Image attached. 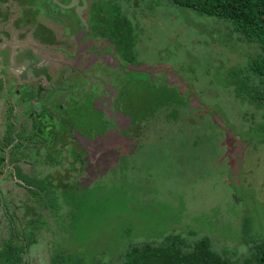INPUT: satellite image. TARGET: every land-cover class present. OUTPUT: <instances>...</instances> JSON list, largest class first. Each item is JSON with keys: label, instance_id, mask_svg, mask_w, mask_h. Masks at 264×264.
I'll return each instance as SVG.
<instances>
[{"label": "rangeland", "instance_id": "1", "mask_svg": "<svg viewBox=\"0 0 264 264\" xmlns=\"http://www.w3.org/2000/svg\"><path fill=\"white\" fill-rule=\"evenodd\" d=\"M111 5L137 33L134 61L118 57L108 40L85 35L74 13L67 12L69 24L57 15V24L47 22L67 32L40 56L54 76L47 86L66 81L69 94L91 93L108 130L93 140L72 136L86 151L81 161L67 146L57 167L36 158V172L61 173L68 205L59 199L56 210L35 207L45 220L35 231L31 263L50 264L63 252L70 264H118L130 246L159 243L172 233L188 245L208 236L218 251L242 260L264 242V108L237 95L229 72L247 66L258 45L228 21L168 0H97L96 7L104 15ZM127 80L172 86L183 103L163 108L135 133L115 102ZM59 95L48 103L69 107ZM9 180L1 184L7 198L27 195ZM10 211L20 229L22 212ZM5 216L0 207V242L9 235Z\"/></svg>", "mask_w": 264, "mask_h": 264}, {"label": "flooded vegetation", "instance_id": "2", "mask_svg": "<svg viewBox=\"0 0 264 264\" xmlns=\"http://www.w3.org/2000/svg\"><path fill=\"white\" fill-rule=\"evenodd\" d=\"M41 1L0 0V156H3L0 163V207L5 212L6 219L11 223L9 235L0 242V246L8 241L11 233L22 237L25 225L32 218L41 215V220L44 222L43 215L35 211L37 205H42L44 208L49 207L47 199L39 198L40 196L37 197L34 192L30 191L39 190L38 185L26 184L18 178L17 174L21 172L31 179L42 180L45 186L53 190L57 202L59 203V199H62L63 204H65L68 202L65 193V188L68 186L58 175L61 173L55 172V175L49 171L46 173L36 172L38 162L36 158L42 156L49 165L57 167L61 165L58 156L62 155L63 147L67 146V151L74 157L75 161H81V157L86 154V151L79 146L77 139H71L74 138L72 136L78 132L80 137L84 136L86 139L93 140L104 135L108 130V120L104 112L94 106L91 93L78 92L74 89L69 94L70 86L66 81L56 88L47 86V83L50 84L54 76L51 73L50 63L40 56L46 50L45 47L50 48L57 42L63 41L62 39L59 40L57 36L62 38L67 33L66 30L56 32L51 26H48L47 22H56L55 24H57L58 21H52L54 15H57L55 18L69 24L67 12L74 13L73 17H75L78 27L85 35L108 40L112 44L113 50L119 54L116 55L123 58L120 55L121 49L118 48L114 38H111L113 34L111 30L107 34L106 27L111 26L110 22L105 27L94 23L98 18L101 21L109 19L111 10H113L112 5L109 7L110 10L108 9L102 15L101 12L104 9L102 6L96 7L97 0H93V4L89 5H87V0ZM124 18L126 17L124 16ZM126 20L129 22L127 18ZM129 24L131 25L130 22ZM129 58L132 59L133 56L129 55ZM61 76L65 77L66 73H62ZM36 79H39L37 84ZM129 81L131 80L125 81L121 88ZM121 88L115 99L119 110L118 95ZM44 92L47 96L42 98ZM58 94L61 98H66L69 107H64L61 101L53 103L52 106L48 103L53 96ZM86 108L103 112L106 126V131L103 134L93 135L90 133L91 135H88L84 132L83 126L78 125L77 116L81 110ZM54 112L58 115H55ZM26 120L30 121L29 128H26ZM11 128V135L15 139L9 146H6L3 143L9 136L7 131ZM18 134L22 137H18ZM15 143L19 144V150L17 149L12 154L10 149ZM77 150H79V154H75ZM24 164L28 166L27 172L22 169ZM8 179L14 181L17 186L24 188L27 195L24 192L21 194L23 198L21 196L18 198L14 195L16 193L12 192L7 198L1 184L8 182ZM62 186L64 188L59 191ZM12 189L15 191V188ZM10 207L22 212L23 226L20 229L15 226L16 218L12 216ZM35 224L32 225L34 235L36 228L41 223ZM35 239L36 241L31 243L29 247H24L21 264H32L31 253L33 246L37 244L36 236Z\"/></svg>", "mask_w": 264, "mask_h": 264}, {"label": "trees", "instance_id": "3", "mask_svg": "<svg viewBox=\"0 0 264 264\" xmlns=\"http://www.w3.org/2000/svg\"><path fill=\"white\" fill-rule=\"evenodd\" d=\"M176 6L193 10L203 15H208L228 21L232 30L243 40L256 43L259 52L248 61L244 68H232L229 72L230 80L237 91V95L258 107L264 108V0H168ZM112 8V7H111ZM115 9V10H114ZM113 6L110 18L101 21L99 18L95 24L106 27L107 34L111 30L118 48L121 49L123 58L135 60L133 48L137 39L136 31L131 28L129 22L118 13ZM108 20V22H107ZM129 55L133 58L130 59ZM120 111L130 117L132 130L140 128L150 120H154L163 108L183 103L180 93L172 86H161L144 81H129L120 90L118 95ZM78 125H82L88 135H100L106 131L104 116L101 110L89 108L81 110L77 116ZM8 130V138L3 143L9 146L14 137ZM91 133V134H90ZM136 133V132H135ZM18 137H22L19 134ZM19 144H22L19 142ZM19 144L11 146L13 154ZM3 156H0V163ZM18 178L26 184L38 185L34 192L39 198L48 200L49 207L57 209V202L53 190L44 185L43 181L31 179L19 172ZM68 201V200H67ZM66 202L65 204H67ZM68 205V204H67ZM33 223H43L41 215L32 218L23 229L22 237L11 233L10 238L0 246V264H21L24 247H29L36 241ZM50 264H70V257L66 253H57L51 258ZM118 264H264V242L254 244L250 248L249 255L242 260L233 259L224 251H218L206 236L188 245L180 234L172 233L165 236L159 242H142L130 246L122 256Z\"/></svg>", "mask_w": 264, "mask_h": 264}]
</instances>
